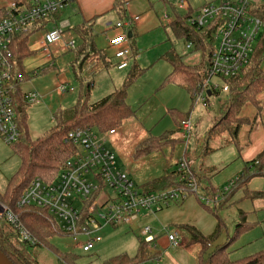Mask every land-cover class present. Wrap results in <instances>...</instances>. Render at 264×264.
<instances>
[{
  "label": "trees",
  "instance_id": "trees-1",
  "mask_svg": "<svg viewBox=\"0 0 264 264\" xmlns=\"http://www.w3.org/2000/svg\"><path fill=\"white\" fill-rule=\"evenodd\" d=\"M9 2H14L18 6H30V0H9ZM116 7L122 15V4H118ZM252 12L264 23V1L254 4ZM192 13L194 10L189 9L188 13L182 16L176 14L167 28L171 30L175 39L183 41L185 45H191L194 51L200 53L203 63L188 65L183 62L175 50L165 53L162 59L171 67V73L164 83H174L184 89L190 95L191 100L195 102L194 95L201 91L206 78V64L211 56V35L214 28L198 29L189 24L188 19ZM5 14L6 9L0 8V20L5 17ZM59 17L60 12L55 14V19ZM46 25H48L47 21L25 33L16 35L13 39L12 53L15 74L23 77L24 81H27L28 77L23 63L34 54L29 48V39L36 32L43 30ZM73 31L80 40V45L71 51L74 54V60L70 65V71L80 89L75 105L66 109H56L52 114V126L42 136L32 139L27 127V110L31 105L25 102L20 89H17L14 94L19 139L11 146L13 154L18 157L20 164L16 174L9 179L4 193L0 194V202L12 211L36 243L31 246L22 242L14 229L2 219L0 221V251L13 264H37L36 259L24 253L23 247L26 249L31 247L46 248L54 255L56 264H75L76 257L72 253H62L49 243L55 236H68L60 234L56 230V224L48 212L33 206L18 207L17 203L35 178H39L45 183L52 182L67 161L76 155L77 147L69 141L66 142L70 132L76 129H92L105 136L119 129L126 120L135 114L127 104V90L142 76L144 70L134 62L120 88L115 89L99 101L91 103L89 93L94 77L100 71L110 68L112 64L108 62L104 53L96 48L91 27L79 26ZM133 51L136 55L134 48ZM254 51L249 65L235 79L224 80L228 92L219 102L218 114L207 132V139L227 133L230 142L236 145L240 129L249 124L248 119L241 117L243 108L250 104L256 108L257 114L259 113L258 97L264 93V73L259 68L264 59V32ZM49 67L53 66L48 64L41 67L39 71L45 72ZM214 94L216 92L211 93V95ZM174 115L176 118L179 117V127L183 122L188 121V116H182L176 112ZM165 143L166 135L158 139H147L137 146L134 157H145L160 150ZM257 177L264 178V151L245 165V169L238 176L235 185L227 193H224L218 202H213L218 192L212 189L207 181L205 182L206 188L203 190L212 203L206 204L198 198L197 200L217 220L216 229L213 234L205 237L194 227L183 226L190 236V243L198 244L201 248L198 264H264V247L247 256H231L235 254V250H232L231 247L254 227L246 222V217L242 212H239V222L233 233L228 235L223 243H217L224 229L219 212L228 207L226 204L231 199H226L227 195L237 189L244 191L245 199L253 200L262 194L264 196V192H261L262 194L252 192L247 187L248 183ZM170 188L184 189V185L178 182L175 171L166 177L150 182L141 189L144 192H160ZM190 196L193 195L188 197ZM149 245L150 243L139 239L135 255L119 254L106 259L103 264H147L159 261L158 254L150 250Z\"/></svg>",
  "mask_w": 264,
  "mask_h": 264
},
{
  "label": "built area",
  "instance_id": "built-area-1",
  "mask_svg": "<svg viewBox=\"0 0 264 264\" xmlns=\"http://www.w3.org/2000/svg\"><path fill=\"white\" fill-rule=\"evenodd\" d=\"M264 0H223L209 3L194 10L188 23L198 29L214 28L211 35V56L205 72V81L199 93L194 95L196 102L204 103L207 93L216 92L217 85H210L212 79L222 83V93L228 92L224 80L235 79L250 63L255 46L262 33L264 23L256 17L252 10L254 4ZM73 0H30V6H18L9 2L5 17L0 20V140L8 146L19 139L14 108V94L24 82L23 77L15 74V63L12 43L16 35L25 33L31 28L40 26L47 21L43 30L40 49L47 57H51V46L62 41L63 34L68 30L66 23L55 19V14L70 6ZM178 8L188 13L189 6L185 0H178ZM134 19L119 20L115 29L122 33L110 39L109 45L115 49V67L126 70L133 58L129 46V30ZM163 19L168 20L164 15ZM65 48L74 50L75 41L69 40ZM191 49V45H186ZM57 93L72 91L65 84H58ZM22 92V90H21ZM26 103H37L40 96L36 92H22ZM183 134H189L190 121L183 122L179 127ZM75 145L78 152L64 165L57 177L50 183L35 178L21 195L17 206H33L48 212L56 224L60 234L69 237H86L80 246L88 253L101 241L100 230L104 227H118L130 224L138 219L143 212L156 213L174 203L182 202L189 195H195L203 189L201 181L193 169V161L181 158L175 165L178 182L184 189L170 188L160 192H144L131 178L118 169L115 155L107 147L104 135L92 129H76L70 132L66 142ZM230 181L219 195L227 193L237 181ZM203 203L211 204L210 198L202 197ZM4 219L15 231L22 242L34 246L36 241L19 222L12 211L0 202V221ZM172 247L180 245L177 234H168L164 230ZM143 240L152 242L151 228L144 227Z\"/></svg>",
  "mask_w": 264,
  "mask_h": 264
},
{
  "label": "rangeland",
  "instance_id": "rangeland-1",
  "mask_svg": "<svg viewBox=\"0 0 264 264\" xmlns=\"http://www.w3.org/2000/svg\"><path fill=\"white\" fill-rule=\"evenodd\" d=\"M167 1L177 7L178 0ZM153 3L155 4L154 10L152 11L154 23L152 21L151 24L148 23L144 28H142L138 38L136 39L137 41L135 42V48L137 51L134 59L139 68L144 70V73L130 86L127 92H129L130 96L129 106L132 110L138 109L137 117L139 120L141 118L144 121L143 114L146 111H150V113L154 112L157 128L154 130V128L151 127L150 129L155 132H150L153 135L154 133L157 135V133L174 130L172 126L167 128V123L170 122V119L174 118L175 111L181 112L182 110H190V101H186V106L181 102H179V104H169L165 109L169 116L165 117L167 114L161 109V104L164 103L162 95L151 97L155 92V85H157V91H159L170 84L164 83L167 78L166 75L168 71H166V68H168V65L162 60L161 57L164 55V53L175 50V52L182 58L183 62L188 65H196L198 63H203V61L201 60L200 53L194 51L192 48L187 49L185 43L181 40L175 39L171 30L167 28L169 19L165 20L163 19V16L166 15L169 17L171 15L168 5H165L167 12L164 14V5L162 2L154 0ZM8 5L9 0H0V8H7ZM199 6L200 5H198V7ZM178 13L182 15L184 12L178 10ZM41 37L42 33H37L29 40L30 50L34 52V54L27 58L23 63L28 80L24 81L20 86L23 93L27 94L29 92H36L40 96L38 102L32 104L27 110V127L32 139L42 136V134H44L52 126V114L56 109H66L74 106L78 95V88L75 89L76 82L73 81L69 65L67 64V61L71 59V54H69L63 48H58L56 50L55 46L53 45L49 49L51 57H47V55L42 52L39 46V40ZM69 38L70 36L68 35V31H66L63 34L62 40L67 41ZM62 54L63 56H61ZM112 60L115 61L116 59L113 57ZM47 63L49 66L53 67L47 68L45 72L39 71L42 65ZM128 70L129 68L119 72L116 67H112L108 71L99 73V77L96 75L94 79L96 86L92 90L94 97L99 98L107 95L114 89V87H119L122 85V80L124 79V76ZM115 74H118V78L121 80V82H118ZM108 77L112 78L111 80H113V84L110 82ZM66 82H69L70 84H67ZM60 83L65 84L70 88L73 86V90L67 91L63 94L57 93L56 88ZM210 85H217L218 88L216 90V94L207 96V99L204 101V103L198 101L192 106L191 114L193 113V115H191L192 121L190 120L191 133L185 135L180 130L176 131L174 138L176 139L177 137L178 139H181L182 142L177 144L175 143L173 147L165 148L162 151L164 153H157V159H152L150 160L151 162L148 161V158L143 160L128 161V164L133 171H136L141 177L144 178L153 177V173L147 174V171L150 169H153L154 171L157 165L159 166V162L161 164L162 160L167 161L166 159H163L161 154H165V156L168 158L172 153L173 165L179 158V155H182L184 149H186L187 146L189 157L197 158L199 149H202L203 147L204 139L202 140V138L205 137L208 127L211 126L212 119L217 115L219 102L224 97V94L222 93V83L219 80L212 79ZM95 91L97 93H95ZM166 91H168L167 88L162 90L160 94H164ZM51 94L52 97L50 96ZM148 97H150L149 100ZM68 98L75 99L73 102H69ZM145 99H147L148 102H145ZM167 100L172 101V98L169 97ZM90 101H94L93 95L90 96ZM129 135L131 134H127L125 137ZM211 139L208 141V144L212 148L211 152L209 154L199 156V158L193 162L192 166L197 177L201 181L202 188L203 184H205L207 181L204 180L206 176L202 173H206L209 176L211 186L216 192H220L225 188L226 185H228L230 181L236 179V177L242 173L243 167L240 166L241 161L236 157L237 154H235L238 152L236 145L234 143L228 142V140L225 141V139H227L226 135L223 134L218 136V138L213 140ZM135 140L136 139H134V143ZM214 140L216 141L213 142ZM104 141L112 151L116 150V152L122 159H124V161L129 159L127 156L129 154L132 155L134 151L132 140H125L121 138L114 140V142H109V140L104 138ZM119 156H117V161L123 163L124 161H121ZM19 164L18 157L13 154L12 146H8L4 144L2 140H0V194L4 193L9 179L18 171ZM155 164L156 166H154ZM200 167L202 170H199ZM155 173L156 172H154V174ZM249 188L254 190H264V179H253L249 184ZM237 191L238 190L236 189V191L230 192L226 199L230 198ZM202 197H206V193L203 189H199L196 193V196H192V200L197 202L196 199H202ZM221 197L222 196L219 195V198L216 202H218ZM238 197H240L239 192L236 195V199H238ZM240 205L242 206H237V208H243L248 211H252L253 209L252 204L249 201L242 200ZM233 208L235 207H229L220 213L221 218L227 225L230 235L234 231L233 225L235 221V215L234 217L231 215V209ZM166 211L164 210V212ZM168 211H170V213H168V217L173 219L171 221H178L182 219L181 221L187 220L204 225V222L202 221L205 220L206 216L207 218H212L210 215L206 214V211L203 210L205 213L203 211L200 212L199 209L191 210V208H188L187 211H185L179 210L177 207L173 206L168 209ZM163 213H156L159 218L158 221H160L163 225H168V222L163 221L161 218ZM249 219L250 221L260 223L259 229L254 231V233H252L249 237L259 238L262 236V239L264 240V211H262L261 214L250 217ZM174 225L175 224H172L169 228L173 234L175 232L178 234V239L180 241H184V237L188 238V234L185 231L175 229ZM131 226H134V224ZM123 228L124 226H118L117 228L104 227L99 232L101 241L96 243L95 249L88 253H84L80 249V246L86 242V237L84 236L77 238H72L69 236H55L50 240L49 243L62 253H72L76 257L75 264H103L107 258L113 257L123 252L131 256L135 254L137 247L136 238L137 235H139V227L137 225L136 230L132 231L134 232L133 237L131 235V231H125ZM247 237L248 236L242 237L241 240ZM131 244L134 246V248L133 250H128ZM248 248L249 247H247V249ZM152 250H156L162 253V255L165 254V251H163L161 247L156 249L152 248ZM23 251L25 254H29L33 259H36L37 264H56L54 255L46 248L31 247L26 249L23 247ZM231 256L235 257V254H232ZM188 264H193V261L189 262Z\"/></svg>",
  "mask_w": 264,
  "mask_h": 264
},
{
  "label": "crops",
  "instance_id": "crops-1",
  "mask_svg": "<svg viewBox=\"0 0 264 264\" xmlns=\"http://www.w3.org/2000/svg\"><path fill=\"white\" fill-rule=\"evenodd\" d=\"M153 1L154 0H73V2L70 4V6H68L63 11L60 12V17L58 19L60 21H63L64 23H66V25L68 27V30H67L68 35L70 36L69 40L73 39L75 41L76 47L80 45V40L75 35V33L73 31L74 28L79 27V26L91 27L92 33L94 35V43H95L96 48L101 50L104 53L108 62H110L112 64V66L110 68H108L107 70H104V71H108L112 67H115L114 64L116 63V60L115 61L112 60L114 57L115 49L109 45V41L114 36L118 35L119 33H122V30L115 29L113 27L114 24L116 22H118L119 20L134 19L137 17L138 19L133 22V24L129 30L130 31L129 32V35H130L129 46H130V49H131L132 54H133V58L130 60V63L128 66V68L130 70L133 63L134 62L136 63V61L134 59L135 52L133 51V48L137 51V49L135 48L136 47L135 42L137 41L136 39L138 38V36L141 32V29L144 28L148 23L151 24V22L153 21L152 11L154 10V6H155ZM158 1L162 2V4L164 5L163 6L164 7V9H163L164 14L167 12L165 5H168V7L170 8L171 15L168 17V19H169L168 24L174 20L176 14L180 15V13H178V10L180 11L178 6L175 7L173 4H170L167 0H158ZM185 1L187 2L190 9L196 10V9H199L200 6H202V5L204 6V5L209 4V3H216V2L223 1V0H185ZM228 1L237 2L238 0H228ZM118 4H122V9H123L122 15L117 10L116 6ZM198 5H200V6L198 7ZM183 14L184 13H182V15ZM182 15H180V16H182ZM171 18H172V20H171ZM153 23H154V21H153ZM37 33H42V37L39 40V46H41L42 38H43V32L38 31L35 34H37ZM35 34H33L32 36H34ZM69 40H67V41L62 40L61 42H59L58 44H55L54 46H55L56 50L58 48H63L69 54H71V59L69 61H67V64L69 65V69H70V65L74 60V54L71 52V50H67L65 48V45ZM97 43H99L101 46ZM28 44H29V42H28ZM61 56H63V54ZM46 65H48V63L42 65V67L46 66ZM167 65H168V68H166V71H168V73H167L166 77L171 73V67L169 64H167ZM259 68L264 73V59L261 61ZM118 71L120 72L123 70H118ZM102 72L103 71H100L99 73H102ZM127 73L125 74V76L127 75ZM99 76L100 75H98V77ZM115 76L117 77L118 82H121V80L118 78L119 77L118 74H115ZM125 76H124V79H125ZM95 77H94V79H95ZM108 78L110 79V82L113 84V80H111L112 78L111 77H108ZM72 79L74 81L73 76H72ZM124 79L122 80V84H123ZM66 83L70 84L69 82H66ZM75 84H76L75 89L78 88V95H79V91H80L79 86L77 83H75ZM95 86L96 85H95V82L93 80V86H92V89L89 93V100H90V96L93 95V98H94L93 102L99 101L100 99H102V98L106 97L107 95H109L110 93H112L115 89H118L121 87V85L119 87H114V89L112 91H110L107 95H104L102 97L97 98V97H94V93L92 91L95 88ZM153 86H154V84H153ZM155 86H156L155 92L153 93V95L151 97H153V96L156 97L158 95H162L164 103L161 104V109L165 113H166V111H165L166 106L169 104H173V103L179 104V102H181L183 105L186 106V101H190V110L188 109L187 111H183L181 109L182 110L181 112H177V111H175V112H176V114H182V116H188V120L192 121L191 115H193V113L191 114V111H192V106L194 103H196V101L193 102L191 100L190 95L184 89L178 87L174 83H170L168 86H165L164 88L162 87L163 89H161L159 91H157L158 90L157 85H155ZM67 87H69V86H67ZM72 87L71 88L69 87V88L73 90ZM166 88L168 89V91L164 92V94H160L161 91L166 89ZM95 93H97V92L95 91ZM78 95H77V97H78ZM50 96L52 97V94ZM168 96L170 98H172V101L167 100V99H169ZM129 97H130L129 92H127V104L128 105H130L129 104ZM149 98L150 97H148V100H149ZM74 99L75 98H73V99L68 98V101L73 102ZM76 100H77V98H76ZM145 100H146L145 102H148L147 99H145ZM258 100L260 103V111L258 114H257L256 108L250 104L246 105L243 108V110L241 111V117L249 120V124L244 125L240 129V131L238 133L237 144H236L238 152L235 154H237L236 157L241 161L240 166L243 167V170L245 169V165L247 163H249L250 161L255 159L260 153H262L264 151V93H262L258 97ZM93 102H91V103H93ZM176 106L179 107L178 105H176ZM133 111L135 112L133 117L126 120L124 122V124L119 129L105 135L104 138L109 140V142L110 141L114 142V140H118L121 138H123L125 140H132L133 141L134 151H133L132 155L129 154L127 156V158H129V159H127L125 161H124V159H122L119 156V154L116 152V150L115 151L113 150L114 151L113 152L108 146L107 147L115 155L116 161L118 160L117 156H119L121 161H124L123 163H120L119 161H117L118 169L121 172L127 174L131 178V180L140 188H143L144 186H146L147 184H149L150 182H152L156 179L163 178V177H166L167 175H169L171 172L174 171L177 161L181 158H187V159L195 162V160L197 158H199V156L209 154L212 150V148L208 144L209 139L212 138L211 140H213L215 138H218V136H220V135L213 136V137L207 139V132H208L207 131L205 134V137L202 138V140L204 139V143H203L202 149H199V151H198L197 158L189 157L188 151H187L188 146L186 147V149H184L182 155H179V158L177 159V161L173 165H172V158H173L172 153L170 154V156L168 158L165 156V154H161L163 159H166L167 161L162 160L161 164L159 162V166L157 165V167L154 171H153V169H150L149 170L150 172L147 171L148 172L147 174L153 173V177H147V178L145 177L144 178V177H141L136 171H133L130 168L128 161L143 160L145 158H148V161H150L152 159H157V153L162 152L167 147H173V145L175 143L177 144L179 142H182L181 139H178L177 137H176V139L174 138V134L176 133V131H179V126H178V122H179L178 118L179 117L176 118L174 115V118L170 119L169 120L170 122L167 123V128H170V126H172L174 128V130L157 133V135L154 133V135H153L150 131H152V132H155V131L151 130L150 128L153 127L154 130H155V128H157V123H155L156 117L154 116V112L150 113V111L149 112L146 111L143 114V117H144V121H143L141 118L139 120V118L137 117L138 109L133 110ZM166 114L167 115L164 114L165 117H168L169 116L168 112ZM217 114H218V112H217ZM214 118L212 119V122H213ZM210 128H211V126L208 127V130ZM158 132H160V131H158ZM189 133H191V130ZM127 134H131V135L125 137V135H127ZM165 135H166V143L160 150L153 152V153H151L145 157H141V158H135L134 157L135 149L137 148V146L139 144H141L142 142H144L147 139H158V138L165 136ZM221 135H223V134H221ZM224 135L227 136V139H225V141L228 140V142H230V138H229L228 134L225 133ZM134 139H136L135 143H134ZM215 141L216 140H214L213 142H215ZM173 150H174V148H173ZM162 153H164V152H162ZM177 154H179V153H177ZM154 166H156V164ZM199 170H202L201 167L199 168ZM154 172H156V173L154 174ZM202 174H204L206 176L204 178V180H207V182L209 183V186L212 189H214L210 184V179H209L208 174H206V173H202ZM257 178H261V177H257ZM253 179H255V178H253ZM250 182L248 183V186H247L250 191L260 192V193L264 192V190L250 189L249 188ZM204 188H206L205 184H203V189ZM238 192L240 193V197H238V199H236V195ZM230 198L231 199L227 204L228 205L227 208L232 207V206L235 207V208L231 209L232 210L231 215L233 217L235 215V221H234V225H233L234 229H235V226L239 222V212H242L245 215L246 222L248 224L254 226L248 233H246L245 235L242 236V237L248 236L247 238H245V239L243 238V240H241V238H242L241 237L239 239V241L231 247L232 250H235V256L236 257L247 256V255H250V254H252V253H254V252H256V251H258L264 247V240L262 239V236L259 238L249 237L252 233H254V231L259 229L260 223L250 221L249 218L252 216H256L257 214H261L262 211H264V196L262 194V196L255 198L253 200L245 199L244 191L239 190L235 194H233ZM242 200L249 201L252 204V208H253L252 211H248V210H245L243 208H240V209L237 208V206H240V207L242 206V205H240L242 203ZM173 206L177 207L179 210H185V211H187L188 208H191V210L199 209L200 212L203 210L206 211L198 200H197V202H195L194 200H192V196H190L187 199L183 200L182 202L171 204L170 206L162 209L163 211L162 210H161V212L159 211V213H163L164 210L165 211L167 210L166 212H164L162 214L161 218L163 221L168 222V225H163L160 221H158L159 218L156 215V213H158V212H156L154 214L143 212V213H141V215L138 217V219L136 221H134L130 224H127V225H122V226H124L123 229L125 231H131V232L136 230V226L138 225L139 235H137V238H136L137 247H138L139 239H143V233L142 232H143L144 227H150L151 228L150 237H152L153 240L149 245V249L152 250V248L156 249V248L161 247L163 249V251H165V254L162 255V253H160L156 250L155 251L152 250L153 252L158 254L159 261L153 262V263H147V264H188L189 262H192V261H193V264H198V256H199V252H200L201 248L198 244H191L190 243V236L187 233V231H185L183 229V226H192L205 237L213 234L215 229H216L217 220L215 219V217L212 214H210L207 211H206V214L210 215L212 218H207V216L205 215L206 218H205V220L202 221V222H204V225H200L197 222H191V221H187V220L181 221L182 219H180L178 221L177 220L171 221L173 219L168 217V213H170V211H168V209H170ZM226 209H224V210H226ZM221 212H219V216H220V219L224 225V229L222 230L221 236L218 239L217 243H223L227 239V236L230 235L226 223L221 218V215H220ZM253 214H255V215H253ZM256 220H257V217H256ZM132 224H134V226H131ZM172 224H175L174 225L175 229L181 230V231L183 230L188 234V238L184 237V241H181L180 245L177 247L171 246V244L169 243V241L167 239L166 232L164 231L167 229L168 234H173V232L169 228ZM177 230H175V231H177ZM174 234H177V233L175 232ZM131 235L133 237L134 232H132ZM137 247H136V250H137ZM247 247H249V248L247 249ZM133 248H134V246L131 244V246L128 250H133ZM93 249H95V247ZM239 249H240V251H239ZM135 253H136V251H135ZM120 254H127V253L123 252ZM117 255H119V254H117ZM129 256H131V255H129Z\"/></svg>",
  "mask_w": 264,
  "mask_h": 264
},
{
  "label": "water",
  "instance_id": "water-1",
  "mask_svg": "<svg viewBox=\"0 0 264 264\" xmlns=\"http://www.w3.org/2000/svg\"><path fill=\"white\" fill-rule=\"evenodd\" d=\"M128 38L130 35L128 34ZM207 96H211L210 93H207ZM0 264H13L1 251H0Z\"/></svg>",
  "mask_w": 264,
  "mask_h": 264
}]
</instances>
